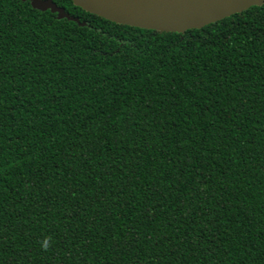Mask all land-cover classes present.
I'll return each mask as SVG.
<instances>
[{"label": "trees", "instance_id": "obj_1", "mask_svg": "<svg viewBox=\"0 0 264 264\" xmlns=\"http://www.w3.org/2000/svg\"><path fill=\"white\" fill-rule=\"evenodd\" d=\"M0 0V264H264V2L183 33Z\"/></svg>", "mask_w": 264, "mask_h": 264}, {"label": "water", "instance_id": "obj_2", "mask_svg": "<svg viewBox=\"0 0 264 264\" xmlns=\"http://www.w3.org/2000/svg\"><path fill=\"white\" fill-rule=\"evenodd\" d=\"M28 1L31 8L48 10L56 19L82 25L52 0ZM74 6L110 22L157 32L183 33L259 6L264 0H71Z\"/></svg>", "mask_w": 264, "mask_h": 264}]
</instances>
